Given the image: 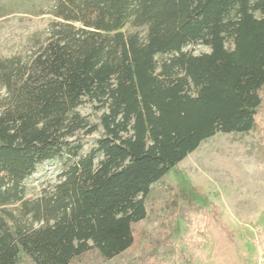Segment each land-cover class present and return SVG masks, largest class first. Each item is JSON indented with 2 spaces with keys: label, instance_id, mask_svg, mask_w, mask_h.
Segmentation results:
<instances>
[{
  "label": "trees",
  "instance_id": "16d2710c",
  "mask_svg": "<svg viewBox=\"0 0 264 264\" xmlns=\"http://www.w3.org/2000/svg\"><path fill=\"white\" fill-rule=\"evenodd\" d=\"M48 13L28 55L0 57V264L118 255L152 184L215 133L264 118V0H52ZM99 129L84 152L79 133ZM50 161L57 182L27 197ZM212 209L214 257L240 264Z\"/></svg>",
  "mask_w": 264,
  "mask_h": 264
},
{
  "label": "rangeland",
  "instance_id": "374dc122",
  "mask_svg": "<svg viewBox=\"0 0 264 264\" xmlns=\"http://www.w3.org/2000/svg\"><path fill=\"white\" fill-rule=\"evenodd\" d=\"M52 0H0V57L28 55L47 35ZM193 53L209 51L188 46ZM79 111L95 121L94 109ZM101 129L79 133L83 151ZM62 166L45 162L26 181L34 198L58 180ZM212 206L218 220L233 230L234 254L240 264H264V118L248 133L217 132L151 186L146 215L134 223L133 243L104 259L91 249L71 264H222L213 255L217 237L208 227ZM23 258L20 264H25Z\"/></svg>",
  "mask_w": 264,
  "mask_h": 264
}]
</instances>
